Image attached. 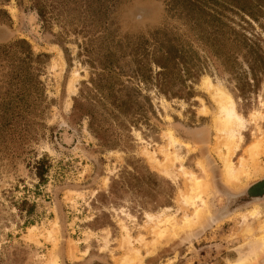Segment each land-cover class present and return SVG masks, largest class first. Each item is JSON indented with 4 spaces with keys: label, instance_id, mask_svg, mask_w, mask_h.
Segmentation results:
<instances>
[{
    "label": "rangeland",
    "instance_id": "374dc122",
    "mask_svg": "<svg viewBox=\"0 0 264 264\" xmlns=\"http://www.w3.org/2000/svg\"><path fill=\"white\" fill-rule=\"evenodd\" d=\"M105 1L108 9L99 16L88 0H0V104L13 90L10 60L28 44L34 58L41 55L35 67L43 83L22 108L30 126L0 131V264H264V196L246 197L259 184L264 191V80L255 84L245 73L254 86L242 95L231 69L197 44L205 71L187 81L190 98L169 97L157 88L152 58L151 78L130 80L131 50L152 42L154 34L182 32L185 25L166 0ZM252 24L264 38V29ZM108 54L112 72H104L100 61ZM121 67L125 75L115 79ZM99 74L100 84L114 82L115 91L93 88ZM208 78L232 96L245 120L232 161L239 168L244 158L250 174L240 173L238 181L225 180L226 166L216 152L217 105L204 88ZM114 96H131L135 106L125 121L112 122L119 145L103 147L80 114L90 105L77 111L75 102L92 99L98 115L110 118ZM171 145L173 161L167 160ZM251 145L257 147L252 156ZM43 157L48 171L41 180L35 166ZM139 166L157 182L147 181L138 192L124 190L121 197L105 195L123 170ZM192 178L206 183L197 192L206 213L149 249L154 239L159 242L158 232H172L200 206L190 195Z\"/></svg>",
    "mask_w": 264,
    "mask_h": 264
},
{
    "label": "trees",
    "instance_id": "16d2710c",
    "mask_svg": "<svg viewBox=\"0 0 264 264\" xmlns=\"http://www.w3.org/2000/svg\"><path fill=\"white\" fill-rule=\"evenodd\" d=\"M166 1L172 15L183 20L185 30L180 32L181 29L178 28V32L164 31L163 36L160 37L158 33L154 34L155 39L152 42L145 40L133 48L130 54L134 58L133 68L129 74L130 80L138 78L145 82L148 81L151 78L152 69L149 61L152 58L158 68L154 77V84L157 88L169 97L190 98L193 92L187 85V81L197 78L205 71L203 61L194 48L196 44L204 48L206 46L224 69H231L229 72L234 74L233 78L237 80V88L242 95L245 96L248 89L254 86V83L245 79V73L251 76L250 79L255 84L264 80V38L254 31L252 24H257L264 29V0ZM94 3L99 16L107 11L108 8L104 6L107 4L105 0H88L89 5ZM38 10L43 18L42 7L39 6ZM237 18L240 20L237 21ZM99 20L103 21L102 18ZM241 21L246 22L247 25H243ZM22 42L26 41L22 40ZM148 43L152 44V49H150L151 44ZM16 54L19 56L18 59L10 60L13 69H15L10 80L13 90L8 96H5L0 104V131L6 130L12 133L22 123L25 127L30 126L31 117L23 115L22 108L32 104L35 96L39 94L40 86L43 85L35 67V62L41 55L34 58L29 44L28 48L22 49ZM105 56V60H100L103 71L112 72L115 65L111 61L110 54ZM238 64H246L249 70H243ZM124 69L123 67L120 71L115 72V79L125 73ZM120 72L122 74H119ZM92 80L93 88L97 90L99 87L101 91H106L105 89L115 91L116 84L114 85V82L107 87L100 84L102 82L100 74L97 79L93 78ZM118 90H122V88ZM115 96L108 104L110 106L108 107L109 113H113L110 118L98 115L94 108L96 105L92 106V99H87L85 102L82 101L83 99H76L75 102L77 111H80L85 105H90V108L81 111L80 114L88 119L89 128L99 138L103 147L119 145V142L112 137V122L125 121L128 112L135 106V100L131 96H127V98ZM24 119L25 121L22 122ZM25 127L23 129H26ZM47 165L46 157L36 161V174L41 180L45 179L48 171ZM144 169L139 166L133 168L132 171L123 170L120 176L112 181L109 194L105 195L117 198L121 197L124 190L130 188L137 192L140 191L147 181L155 184L157 182L155 174Z\"/></svg>",
    "mask_w": 264,
    "mask_h": 264
},
{
    "label": "bare ground",
    "instance_id": "6f19581e",
    "mask_svg": "<svg viewBox=\"0 0 264 264\" xmlns=\"http://www.w3.org/2000/svg\"><path fill=\"white\" fill-rule=\"evenodd\" d=\"M203 84H204L205 90L210 92L213 101L217 105V114L215 116V128H216L219 135L217 138L218 143H217V147H216L217 148L216 152L224 160V163L226 166L225 167V180L228 182L238 181L240 173L249 172L248 168L246 167V163H245L244 158L240 159V167L239 168H236L233 161H232V156L234 155L236 149L238 148L236 145V136L241 135L240 130L244 128L243 122L245 120L243 121L242 116L237 112L235 101L233 100L232 96L229 93H227V91L221 85L213 84L209 78L206 79ZM205 109L207 110V108H205ZM169 139L171 142L174 140V139L172 140L171 137ZM171 147H172V145L168 149L170 152L167 154V160L173 161L174 158L172 156ZM222 148H225V150H226L225 154L221 153ZM256 148L257 147H255V145H253V146L251 145L248 147V153L250 156L253 155V152L255 151ZM149 157H150V160L152 162H154L158 167L162 166L163 162L156 159L153 154H149ZM247 174H250V172ZM189 179H190V177H189ZM192 181H193L194 188L192 189V187H193L192 186L190 191L193 192L192 190H194V192L190 193V195L192 194V197H193L192 199L194 201L199 202L200 206L197 205L198 204L197 203L196 207L197 206H199V207L194 210L193 215L187 217L185 220L183 219L184 222L182 221L183 223H180L179 226H175V224H174L173 225L174 226V229H173L174 232L173 231L170 233L167 232L168 234L165 233V231L164 232H158L159 235L157 237H159L158 238L159 242H157L154 239V242H152V244L148 247L149 249L153 250L156 246L158 247V244L161 243L163 240H165L166 238L168 239L172 234L177 233L179 230L183 229L184 227L189 226L191 223H196L198 221V219L202 218L203 215L206 213V211H207L206 210V201L203 198L202 194L200 193V192L206 190V188H205L206 183L205 182L197 183V181L193 178H192ZM189 184L191 185V183H189ZM198 191H200L199 194L197 193ZM166 221H167V219H166ZM169 225L171 226V228H173L171 224H169ZM262 233H263L262 234V238H263L262 244L264 245V230L262 231ZM132 261L133 260L129 261L128 264H132L131 263Z\"/></svg>",
    "mask_w": 264,
    "mask_h": 264
},
{
    "label": "flooded vegetation",
    "instance_id": "af4514ba",
    "mask_svg": "<svg viewBox=\"0 0 264 264\" xmlns=\"http://www.w3.org/2000/svg\"><path fill=\"white\" fill-rule=\"evenodd\" d=\"M260 186L257 185V187H254V188H250L246 194V197L249 199V200H258V199H263L262 197L264 196V191H260L258 189V187Z\"/></svg>",
    "mask_w": 264,
    "mask_h": 264
},
{
    "label": "crops",
    "instance_id": "0c3cea01",
    "mask_svg": "<svg viewBox=\"0 0 264 264\" xmlns=\"http://www.w3.org/2000/svg\"><path fill=\"white\" fill-rule=\"evenodd\" d=\"M256 201V200H255Z\"/></svg>",
    "mask_w": 264,
    "mask_h": 264
}]
</instances>
